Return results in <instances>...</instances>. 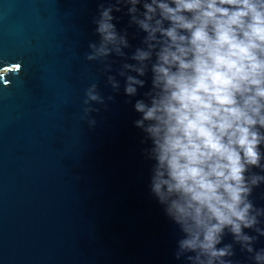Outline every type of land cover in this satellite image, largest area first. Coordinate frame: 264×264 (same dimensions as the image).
<instances>
[{"label":"water","instance_id":"1","mask_svg":"<svg viewBox=\"0 0 264 264\" xmlns=\"http://www.w3.org/2000/svg\"><path fill=\"white\" fill-rule=\"evenodd\" d=\"M101 3L0 0V264H180L122 78L107 110L94 105L95 126L82 119L91 83L113 94L85 58ZM252 199L264 207V185ZM235 259L251 264L238 248Z\"/></svg>","mask_w":264,"mask_h":264},{"label":"clouds","instance_id":"2","mask_svg":"<svg viewBox=\"0 0 264 264\" xmlns=\"http://www.w3.org/2000/svg\"><path fill=\"white\" fill-rule=\"evenodd\" d=\"M92 23L99 40L85 58L113 94L91 83L82 119L95 126L94 105L107 110L122 78L150 194L178 237L174 260L240 264L238 248L264 264V207L252 199L264 185V0H108Z\"/></svg>","mask_w":264,"mask_h":264}]
</instances>
